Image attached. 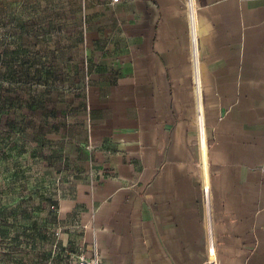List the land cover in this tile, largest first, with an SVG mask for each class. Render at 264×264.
I'll return each mask as SVG.
<instances>
[{
	"label": "crops",
	"instance_id": "obj_1",
	"mask_svg": "<svg viewBox=\"0 0 264 264\" xmlns=\"http://www.w3.org/2000/svg\"><path fill=\"white\" fill-rule=\"evenodd\" d=\"M76 2L62 65L72 78L56 91V121L47 35H36L35 53L31 18L24 33L0 35V74L17 82L11 98L0 89V105L39 124L41 145L56 137L51 155L31 151L62 181L58 218L69 240L77 235L75 255L264 264V0Z\"/></svg>",
	"mask_w": 264,
	"mask_h": 264
},
{
	"label": "rangeland",
	"instance_id": "obj_2",
	"mask_svg": "<svg viewBox=\"0 0 264 264\" xmlns=\"http://www.w3.org/2000/svg\"><path fill=\"white\" fill-rule=\"evenodd\" d=\"M7 2L0 0V35L24 33V19L31 18L34 53L35 46L40 44L36 35L42 32L48 37L51 67L48 107L49 111H54L56 121V91L64 81L72 78V73L64 72L62 65L71 50L66 49L72 44L67 37L74 32L77 2L32 0L31 8H24L23 0H17L16 9L7 6ZM11 19H16L17 24H10ZM13 76L10 79L9 74H0V89L5 91V94L1 92V97H10L8 89L14 91L17 82L12 80ZM1 103L0 178L3 177L1 170L8 169L5 177L9 184L0 185V264H75L73 243L78 239L77 235L74 241L69 240L73 233L58 218V194L62 181L55 171L46 169L40 156L33 154L40 155L45 149L48 156L51 155L56 137L50 134L41 145L39 124H28L25 118H19L8 100L1 99ZM18 111L24 115L22 107H18Z\"/></svg>",
	"mask_w": 264,
	"mask_h": 264
},
{
	"label": "built area",
	"instance_id": "obj_3",
	"mask_svg": "<svg viewBox=\"0 0 264 264\" xmlns=\"http://www.w3.org/2000/svg\"><path fill=\"white\" fill-rule=\"evenodd\" d=\"M186 11L188 13V17L190 20V33H191V40H192V46H193L194 64L197 66L199 64V61L196 55V44H197L198 33H197L196 26H195V9L191 3H188L186 7ZM200 161L202 163V170L204 171V167L206 166V162H207V152H206V148L204 144H201ZM209 188H210V185L208 183V178L205 175L204 181H203V190L205 192L204 193L205 198L207 199L209 198ZM75 264H100L98 251L95 250L93 255L87 256L85 252L82 250V253L76 255Z\"/></svg>",
	"mask_w": 264,
	"mask_h": 264
}]
</instances>
